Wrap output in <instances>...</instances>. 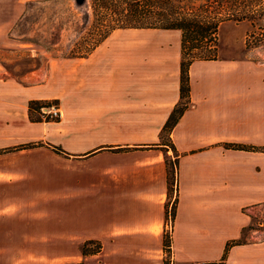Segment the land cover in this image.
<instances>
[{"label": "crops", "instance_id": "crops-1", "mask_svg": "<svg viewBox=\"0 0 264 264\" xmlns=\"http://www.w3.org/2000/svg\"><path fill=\"white\" fill-rule=\"evenodd\" d=\"M18 10L0 19V51L24 41L8 36ZM125 29L137 33L111 32L50 65L46 80L6 76L0 64V250L17 264L29 250L81 259L80 245L96 240L85 264H163L171 151L172 264L218 261L229 238L238 244L223 264H264V240L238 239L251 228L244 211L264 203V65L192 61L186 106L161 140L179 101L180 33ZM30 100L55 101L60 118L30 120Z\"/></svg>", "mask_w": 264, "mask_h": 264}, {"label": "rangeland", "instance_id": "rangeland-1", "mask_svg": "<svg viewBox=\"0 0 264 264\" xmlns=\"http://www.w3.org/2000/svg\"><path fill=\"white\" fill-rule=\"evenodd\" d=\"M16 5L19 7L18 20L9 29L8 36L24 41L9 40L8 47L1 49L0 64L5 71L4 75L13 78L23 77L28 82L46 80L50 65L60 63L64 58L77 57L82 50L90 46L91 42L88 39L94 30V17L89 0H85L81 5H76L74 0H0V19L7 20L11 17ZM22 5L24 10L21 9ZM187 7L193 8L199 16L208 12L212 20L216 21L215 39L209 43L215 45V58L249 59L264 65V0H193ZM151 30L153 33L161 32V29ZM112 32L137 33L136 30L126 29H115ZM143 32L148 33V29H144ZM82 45L84 48L81 49ZM254 81H258V78H254ZM35 116V113L32 114V117ZM168 159L170 162L174 161L173 152H169ZM169 172L170 185L165 203L166 208L170 207L172 220L175 181L174 170L170 165ZM47 209L49 210L48 207ZM58 211L64 209L59 208ZM244 212L251 216V228L242 232L239 241L264 240V203L258 207L247 208ZM165 218L166 212L164 221ZM162 235L170 239L169 230L164 229V223ZM179 236L184 237L181 234ZM231 240L230 238L226 240L227 248L230 247L228 243ZM177 242L182 243L184 247L187 246L186 241L180 237ZM83 243L80 248L82 245L85 246ZM162 253V263L172 264L170 248L164 247L163 242ZM15 254V251L0 250V264H17L18 259L13 257ZM91 254L89 252L86 255L81 254L80 259L76 257V252L52 253L49 250H29L23 251L18 264H85L83 259ZM202 263L204 262L200 264Z\"/></svg>", "mask_w": 264, "mask_h": 264}, {"label": "trees", "instance_id": "trees-1", "mask_svg": "<svg viewBox=\"0 0 264 264\" xmlns=\"http://www.w3.org/2000/svg\"><path fill=\"white\" fill-rule=\"evenodd\" d=\"M193 0H89L94 17V30L89 37L90 46L82 50L78 56L86 55L91 49L98 45L106 36L115 29L125 28H149V29H176L180 33V60H179V101L171 110L166 122L161 128L159 138L164 140L167 132L174 125L177 117L186 106L188 93L189 64L194 60H209L215 58V45L209 44L215 39L216 21L208 12L201 16L196 14L193 8H188ZM84 48L82 45L81 49ZM45 101H28V117L30 120H40L32 117L36 114L39 106ZM236 147H242L237 145ZM166 168L167 189L170 185L169 165L174 170L173 181H175V159L170 162L164 156ZM166 203L164 205V214ZM165 217V215H164ZM163 236V246L168 247L170 239ZM87 241V240H86ZM85 242V241H84ZM238 240H231L228 244H238ZM84 244V243H83ZM227 245L225 247V250ZM167 249V248H166ZM89 252L84 245L80 252L86 255ZM225 253L218 261L202 264H223Z\"/></svg>", "mask_w": 264, "mask_h": 264}, {"label": "built area", "instance_id": "built-area-1", "mask_svg": "<svg viewBox=\"0 0 264 264\" xmlns=\"http://www.w3.org/2000/svg\"><path fill=\"white\" fill-rule=\"evenodd\" d=\"M36 115L40 120H56L60 118V110L58 108V104L55 101H45V104L39 106L36 110ZM171 226V217H170V207L166 208V218L164 221V229H168L170 231ZM85 247L89 249V253H97L100 249V244L96 240H87L84 242Z\"/></svg>", "mask_w": 264, "mask_h": 264}, {"label": "water", "instance_id": "water-1", "mask_svg": "<svg viewBox=\"0 0 264 264\" xmlns=\"http://www.w3.org/2000/svg\"><path fill=\"white\" fill-rule=\"evenodd\" d=\"M85 0H74L76 5H81L84 3Z\"/></svg>", "mask_w": 264, "mask_h": 264}]
</instances>
